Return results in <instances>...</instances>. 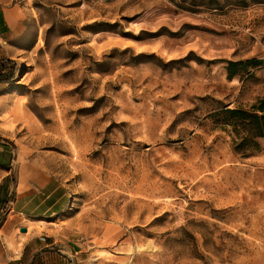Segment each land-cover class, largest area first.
Masks as SVG:
<instances>
[{
    "label": "rangeland",
    "instance_id": "rangeland-1",
    "mask_svg": "<svg viewBox=\"0 0 264 264\" xmlns=\"http://www.w3.org/2000/svg\"><path fill=\"white\" fill-rule=\"evenodd\" d=\"M0 60L8 264H264V0H0Z\"/></svg>",
    "mask_w": 264,
    "mask_h": 264
},
{
    "label": "trees",
    "instance_id": "trees-1",
    "mask_svg": "<svg viewBox=\"0 0 264 264\" xmlns=\"http://www.w3.org/2000/svg\"><path fill=\"white\" fill-rule=\"evenodd\" d=\"M8 60H0V70L7 68ZM243 63L228 62V77L232 78L236 74V68ZM216 124L231 128V134L234 136L235 154L242 158H248L257 152V139L264 137V97L258 99L249 110L242 109H222L216 114Z\"/></svg>",
    "mask_w": 264,
    "mask_h": 264
},
{
    "label": "crops",
    "instance_id": "crops-1",
    "mask_svg": "<svg viewBox=\"0 0 264 264\" xmlns=\"http://www.w3.org/2000/svg\"><path fill=\"white\" fill-rule=\"evenodd\" d=\"M32 173H33V174H36L34 171H33ZM37 175H38V174H37ZM37 178H39V176H34V177L32 176V177H31V179H33L34 182L32 183L31 186H29V188H31V187H32V188H35V184H36L35 182L38 183ZM19 191L21 192L22 189H20ZM22 193H23V192H22ZM31 194H32V193H30V195H31ZM21 200H22V197H21V198H18L17 201H15V203H18V202L21 201ZM22 209H23V207H22ZM29 261L31 262L32 260H29ZM30 262H29V263H30ZM0 264H8L7 259H4L3 256H2V254H0Z\"/></svg>",
    "mask_w": 264,
    "mask_h": 264
},
{
    "label": "water",
    "instance_id": "water-1",
    "mask_svg": "<svg viewBox=\"0 0 264 264\" xmlns=\"http://www.w3.org/2000/svg\"><path fill=\"white\" fill-rule=\"evenodd\" d=\"M26 232V229L25 228H22V229H20V233L21 234H24ZM20 239H21V237H19Z\"/></svg>",
    "mask_w": 264,
    "mask_h": 264
}]
</instances>
